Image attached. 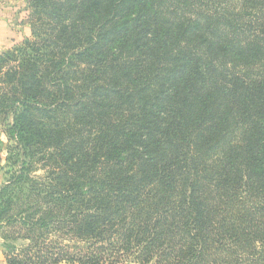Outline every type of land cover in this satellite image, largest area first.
Wrapping results in <instances>:
<instances>
[{
  "label": "trees",
  "instance_id": "obj_1",
  "mask_svg": "<svg viewBox=\"0 0 264 264\" xmlns=\"http://www.w3.org/2000/svg\"><path fill=\"white\" fill-rule=\"evenodd\" d=\"M27 2L7 264H264V0Z\"/></svg>",
  "mask_w": 264,
  "mask_h": 264
},
{
  "label": "rangeland",
  "instance_id": "obj_2",
  "mask_svg": "<svg viewBox=\"0 0 264 264\" xmlns=\"http://www.w3.org/2000/svg\"><path fill=\"white\" fill-rule=\"evenodd\" d=\"M27 1L28 0H0V37H3V41H0L2 42L0 43V49L5 48L3 52L21 44L27 37L31 35ZM0 129L3 131V126L1 124ZM6 147L7 143L0 140V164L3 162V165L1 166L2 168L0 167L2 171H0L4 173L1 175L0 188L6 179L4 172V167L6 164L4 162V156H7V152H5ZM125 264L137 263L130 261Z\"/></svg>",
  "mask_w": 264,
  "mask_h": 264
},
{
  "label": "crops",
  "instance_id": "obj_3",
  "mask_svg": "<svg viewBox=\"0 0 264 264\" xmlns=\"http://www.w3.org/2000/svg\"><path fill=\"white\" fill-rule=\"evenodd\" d=\"M3 41V37H0V41ZM0 43H2V42H0ZM3 47V46H2ZM1 48V47H0ZM4 49L5 48H2V49H0V52H3L4 51ZM0 140H2L3 142H6V138H5V134L3 133V131L0 129ZM5 152H6V150H5ZM4 152V153H5ZM4 155H6V154H4ZM5 157L6 156H4V162H5ZM3 165V162L0 164V167ZM2 168V167H1ZM1 170V169H0ZM2 171V170H1ZM0 171V172H1ZM4 173H0V186H1V175H3ZM0 264H7V260H6V258H5V254H4V247H3V244H2V239H1V237H0Z\"/></svg>",
  "mask_w": 264,
  "mask_h": 264
}]
</instances>
